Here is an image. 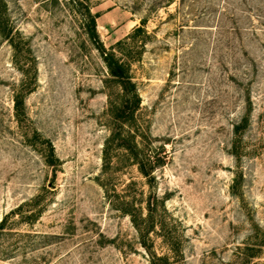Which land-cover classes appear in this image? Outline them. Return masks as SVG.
Masks as SVG:
<instances>
[{
  "label": "rangeland",
  "instance_id": "rangeland-1",
  "mask_svg": "<svg viewBox=\"0 0 264 264\" xmlns=\"http://www.w3.org/2000/svg\"><path fill=\"white\" fill-rule=\"evenodd\" d=\"M80 1L140 105L74 0H0V264H264V0Z\"/></svg>",
  "mask_w": 264,
  "mask_h": 264
},
{
  "label": "trees",
  "instance_id": "trees-1",
  "mask_svg": "<svg viewBox=\"0 0 264 264\" xmlns=\"http://www.w3.org/2000/svg\"><path fill=\"white\" fill-rule=\"evenodd\" d=\"M76 2V9L82 15L88 36L93 44L96 46L97 50L104 56L105 62L108 66V69L111 75L119 82L122 90L125 94V100L123 105L118 109L117 118L123 124L129 121L135 114L136 110L140 105V98L136 93V86L133 83L128 68L120 62L113 54H109L104 47L97 29L96 16L91 12L90 8L86 6L80 0H74ZM1 20V19H0ZM143 25L145 22H142ZM141 29V28H139ZM138 29V30H139ZM16 111L19 114L22 110L23 100L19 97H16L15 100ZM118 139L121 140L122 146L125 147L130 153L134 155L138 161V165L142 174L148 179V182L151 183L152 170L150 169V164L141 156L139 148L136 144L132 142L131 139H127L122 136V132L118 133ZM53 154V148H52Z\"/></svg>",
  "mask_w": 264,
  "mask_h": 264
}]
</instances>
